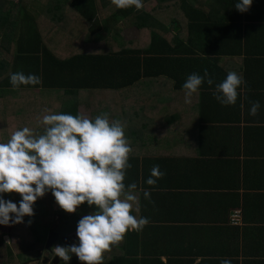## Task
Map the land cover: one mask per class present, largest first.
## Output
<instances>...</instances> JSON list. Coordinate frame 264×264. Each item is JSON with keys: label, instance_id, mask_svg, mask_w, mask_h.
Returning <instances> with one entry per match:
<instances>
[{"label": "crops", "instance_id": "0c3cea01", "mask_svg": "<svg viewBox=\"0 0 264 264\" xmlns=\"http://www.w3.org/2000/svg\"><path fill=\"white\" fill-rule=\"evenodd\" d=\"M155 1V7L142 11L154 12L162 30L173 35V57L179 61L143 65L149 74L133 87L122 94L95 93V105L88 106L92 118L107 112L125 125L130 160L139 162L133 190L139 210L132 214L149 221L140 231L126 232L123 249L114 248L111 257L117 264H220L222 258L264 264V0H252L243 13L234 8L236 0ZM21 3V13L15 9L8 17L10 38L0 36L6 65L56 68L82 62L81 54L92 55L97 65L102 55L144 49L150 42L149 28L136 26L137 9H118L111 0ZM132 26L139 31L135 38L128 37ZM169 46L158 44L160 52ZM205 70L213 85L202 83L192 103L184 104L175 80L182 85L189 74ZM230 70L242 74L245 83L236 103L222 106L214 87ZM62 99L69 98L63 94ZM254 101L260 109L252 116ZM23 110L28 114L30 107ZM153 165L164 175L147 185Z\"/></svg>", "mask_w": 264, "mask_h": 264}, {"label": "clouds", "instance_id": "9594fccd", "mask_svg": "<svg viewBox=\"0 0 264 264\" xmlns=\"http://www.w3.org/2000/svg\"><path fill=\"white\" fill-rule=\"evenodd\" d=\"M118 9L143 7L144 0H111ZM252 0H236L234 8L248 11ZM9 82L15 89L21 85H39L41 78L21 71L11 73ZM202 83L213 85L207 70L203 75L189 74L181 88L184 104H191ZM245 83L243 75L230 70L215 84L214 98L222 106L234 105L238 89ZM260 102L254 101L249 115L255 116ZM42 133L25 126L13 131L6 142H0V225L23 222L33 215L34 202L51 192L58 206L68 213L87 203L94 211L77 222L78 242L69 246L56 245L53 256L67 264L75 255L83 264H103L104 253L118 245L128 231H140L148 224L147 217H137L138 196L135 183L125 185L126 171L131 167V145L125 134V125L119 119H110L107 112L94 118L80 113L45 110ZM164 172L153 165L145 180L155 185ZM18 193V202L6 200L4 194ZM150 199L148 190L143 191ZM11 214V215H10ZM30 223V221H29ZM220 264H232L222 258Z\"/></svg>", "mask_w": 264, "mask_h": 264}, {"label": "trees", "instance_id": "16d2710c", "mask_svg": "<svg viewBox=\"0 0 264 264\" xmlns=\"http://www.w3.org/2000/svg\"><path fill=\"white\" fill-rule=\"evenodd\" d=\"M23 1L20 0V3L18 2L15 5L12 1L0 0V36L2 40L10 38V33H6V31L9 29L13 31L11 27L13 24L9 25L10 21H8V17L11 16L15 9H17L18 13H21V8L24 9L21 6V2ZM165 1L157 0L158 3ZM134 16L138 28H149L150 42L148 46L144 49H130L127 52L119 54L102 55V62L97 65H94L93 56L86 54H81L80 58H83V60H80L82 62L76 65H57L56 68L54 65H37L38 63L31 65H6V61L2 59L4 53H0V102H3L5 107H8V113L16 106H20L22 110L30 107L28 114L37 119L40 117L38 125L41 127H37L36 130H38V133H42L44 130L42 117L47 113L43 114L36 109L41 105L40 108L42 110H48L52 99L40 98V95H37L36 92L34 93L32 89L59 88L62 94H66L69 99L62 101L57 112L76 115L78 113L76 110L77 105L82 101V97L87 92L92 95L98 92L109 93V91L113 90L116 94H122L124 89L133 87L135 83L149 74L148 70L143 71V65H174V61L177 59L173 57L175 42L173 35L170 36L166 34L168 32L162 30L164 28L163 23L154 17V12L149 13L139 9ZM33 37L37 38V36ZM37 41H42V38L38 37ZM162 41L170 44L168 49L161 50L164 54L158 48V44ZM168 51H170V55L167 54ZM96 56L98 57L99 55ZM103 59L105 60L103 61ZM85 60L88 61L87 65H79ZM17 71L38 75L41 78V84L21 85L14 89L9 82V75ZM168 73L173 74L171 72ZM50 80L51 82H49ZM180 83L181 79L175 80L173 86L175 88L179 87L176 91L182 89L181 85H179ZM22 100H26L25 106ZM28 100H31V105ZM26 115H23V120L26 118ZM10 130L8 121L2 122L0 125V142H6L10 138ZM129 163L131 167L126 171L124 183L128 185L133 181L138 187L139 162L131 161L129 157ZM4 198L18 202L20 196L18 193H6L4 194ZM54 203L56 202L51 192L45 193L44 196L34 202L33 215L23 218L25 224H14V230L12 227L11 231L19 238L17 249L4 240L3 233L0 231V264H23L35 259H38V264H43L41 261L45 255L49 259L48 263H50V260L54 257L52 253L53 246H69L78 242L77 238H70L68 242H63L61 238L63 236H70L76 232L77 222L81 217L77 212L67 213L59 206L57 209H54ZM83 205L84 208L82 210L94 211L95 206L90 207L86 202ZM50 232H57L58 238L52 244L51 249H46L45 242ZM125 240L126 234L120 246H113L104 253L103 264H117V260L115 258L112 259L111 256L114 254V248L116 251L120 248L123 249ZM57 264H64V262L58 257ZM67 264H83V262H80L73 255Z\"/></svg>", "mask_w": 264, "mask_h": 264}, {"label": "rangeland", "instance_id": "374dc122", "mask_svg": "<svg viewBox=\"0 0 264 264\" xmlns=\"http://www.w3.org/2000/svg\"><path fill=\"white\" fill-rule=\"evenodd\" d=\"M155 6H156V1L155 0H149L146 3H144L143 7L140 8V9L141 10H145V11H149V10H151V8H153ZM129 26H131V25H129ZM132 29H133L132 31H129V35H128L129 38H132V37L135 38L136 35H137V32H139L138 30L135 29V27H133ZM6 33H11V31L7 30ZM16 36H18V35H16ZM16 38H18V37H16ZM23 38H25V37H23ZM13 39H14V37H12V40ZM1 52H3V51L0 50V53ZM49 82H51V80ZM38 92H39L40 98L43 97V99H46V98L50 97L49 100L52 99V103H50L51 106L49 107L48 110H50L52 112H57V110L60 108V105H61L62 100H63L62 99L63 98V94L61 93L62 91L61 90L60 91L59 90H46V89L41 88V89L38 90ZM95 96L99 97V92L96 93ZM95 96H94V93L91 95L90 93L87 92L84 95L83 100L80 102L79 106L77 107V111L79 110L78 112L80 114H82L84 116H87L89 118H92L91 115H92L93 112H90V109H89L88 106L91 103H93L91 101H93ZM91 98H92V100H91ZM93 104L95 105V102ZM36 110L39 111V112H42L43 114L45 113V111L42 110L40 108V106L37 107ZM24 111L25 110H22L20 106L19 107L16 106L8 113V107H5L4 103L0 102V125L2 124V122L4 123V122L8 121V126H10V129H11L10 130L11 131L10 134H12V132L17 130L18 128H22V127H25V126L31 128L35 133H38V130H36V129H37V127L38 128L41 127V126L38 125L40 117L37 119V118L32 117L30 114H27L26 118L23 120ZM7 113H8V115H7ZM12 129H14V130H12ZM53 207H54V209H57L58 208V204L54 203ZM83 208H84L83 204L78 206V208H77L76 212L78 213V215L80 217L92 212V211H89V210L88 211L82 210ZM21 223L25 224L24 221L21 222ZM12 227H13V230H14V224H11V223L9 225H7V226L0 225V231L3 233L2 236H3L4 240L9 242L15 249H17L19 238L17 237V235L14 232L11 231ZM74 234L76 235V232ZM23 264H25V263H23Z\"/></svg>", "mask_w": 264, "mask_h": 264}, {"label": "water", "instance_id": "95a60500", "mask_svg": "<svg viewBox=\"0 0 264 264\" xmlns=\"http://www.w3.org/2000/svg\"><path fill=\"white\" fill-rule=\"evenodd\" d=\"M57 238H58L57 232H50L48 234V237H47L46 243H45L46 249H51L52 244L57 240ZM70 238L74 239L75 238L74 234H72L70 236H63L61 239L63 240V242H68ZM48 261H49V259L45 255L41 262L43 264H57L58 263V257L54 256L52 258V260H50V263H48ZM25 264H38V259L28 261Z\"/></svg>", "mask_w": 264, "mask_h": 264}, {"label": "built area", "instance_id": "2783aa9c", "mask_svg": "<svg viewBox=\"0 0 264 264\" xmlns=\"http://www.w3.org/2000/svg\"><path fill=\"white\" fill-rule=\"evenodd\" d=\"M237 221H238V214L235 213V214H233L232 217H231V222L236 223Z\"/></svg>", "mask_w": 264, "mask_h": 264}]
</instances>
